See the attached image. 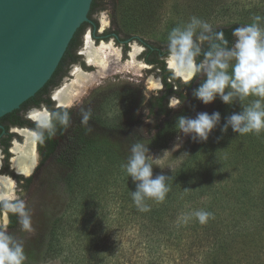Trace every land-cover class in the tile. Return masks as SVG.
I'll return each mask as SVG.
<instances>
[{"label":"rangeland","instance_id":"374dc122","mask_svg":"<svg viewBox=\"0 0 264 264\" xmlns=\"http://www.w3.org/2000/svg\"><path fill=\"white\" fill-rule=\"evenodd\" d=\"M101 3L104 9L92 16L98 20V32L115 28L120 30V35L124 38L138 36L162 46H167L168 34L173 28L186 24L193 16L207 21L213 27L232 23L243 26L251 23L252 17L256 15L264 16V0H101ZM89 31L90 27H86L82 33V46L84 35L86 44ZM102 41L104 40L99 45L112 42V39ZM134 43L141 50L142 45L136 40L130 45ZM113 45L116 50H120V45L115 42ZM120 56L121 53L109 54L107 68L95 76L94 83L75 101L73 109L82 108L89 103L90 119L86 127L89 133L99 131L96 121H100L104 127L103 132L118 124L124 126L125 130L118 131V128L114 131L111 141L123 151L126 163L131 156L133 144L142 143L149 149L147 155L152 157L150 162L153 167L160 171H170L183 159L186 144L192 136V133L185 134L177 129L178 118H195L198 113H210L219 97L213 103L205 105L193 96V91L200 85L197 84L191 91H187L189 98L184 102L180 103L176 97L170 98L169 116L151 115L148 100L152 95L159 94L163 86L158 70L148 71L151 66L139 57H136L138 61L129 63L130 55H127V59H120ZM76 67L78 66L72 69L70 79L67 75L57 79L60 87L74 78L73 70ZM93 69L96 71L98 68L95 66ZM151 77L158 80L159 84L154 85ZM202 77L203 82L205 76ZM181 80L190 81L183 78ZM92 110L98 119H93ZM178 143L181 146L174 150ZM164 150H168L167 156L164 155ZM47 164L36 172L38 178L34 186L23 188L18 199L25 202L35 231L24 232L21 225L15 231H7L4 221L0 224V229L6 230L23 244L26 256L24 264H85L83 253L86 251L90 255L91 251L88 249L91 246H99L95 254L96 260L104 264H151L155 258L157 264H190L188 261L195 258L190 257L188 260V255L182 254L190 249L189 245H193L189 238L178 242L179 246H176L174 242H161L156 238L157 235L144 236L142 231L139 232L138 224L130 220L124 219L121 225L118 220L121 209L117 197L120 194L118 185L112 184L107 186V190L105 187L99 190V187H95V182H92L94 188L86 191V198L83 200L66 188L61 169L53 162ZM93 200L96 202L94 207L91 205ZM124 213H128V210ZM225 213H229V209ZM63 214L70 219L57 240L63 250L57 256H47L51 225L56 217ZM180 216L181 212L177 213V217ZM3 218L7 219L5 215ZM250 245L252 248L249 254L254 257L258 246L253 243ZM261 255L264 261L262 252L260 257Z\"/></svg>","mask_w":264,"mask_h":264},{"label":"trees","instance_id":"16d2710c","mask_svg":"<svg viewBox=\"0 0 264 264\" xmlns=\"http://www.w3.org/2000/svg\"><path fill=\"white\" fill-rule=\"evenodd\" d=\"M102 9L104 5L101 0L92 1L89 11L92 21L84 22L78 28L52 77L21 106L35 99L37 102L44 99L50 103L49 99L43 98V94L47 93L50 84L63 76L65 65L77 59L75 50L80 45V37L86 27L91 26L96 35L99 23L92 16ZM239 26L242 25L232 23L214 27V30L223 31L231 46L234 42L232 32ZM107 33V37L113 35L118 42L121 41L119 29L109 28ZM125 38L129 41L136 40L144 46L140 57L151 65L150 72L158 70L157 74L161 77L163 87L159 94L152 95L148 100L151 115L169 116L170 98L176 97L180 103L184 102L189 98L187 91L202 83L203 75L198 74L192 80L183 82L180 77L173 75V70L163 59L167 54V46L138 36ZM124 45L126 46V42ZM208 48L209 44L205 42L202 49L207 51ZM197 59L200 61L203 56ZM252 99L255 98L250 97L244 103L247 105ZM18 110L20 109L14 112ZM93 110V119H98ZM217 111L221 115L220 122L206 141L192 133L186 144L184 157L175 168L160 171L153 167V177L163 174L168 178L166 185L169 190L163 202L146 199L144 203L150 208L146 212L139 211L132 200L131 193L137 190V182L124 170L126 159L123 151L111 141L115 130H125L123 125L108 127L103 132L104 127L100 121H96L99 131L94 133H89L88 128L86 129L88 124L85 125L82 120L73 127L68 125L65 129L62 126L63 143L57 147V142H51L53 146L46 156L54 155L56 165L62 171L64 185L83 200L86 198V191L94 188L92 182H95V187H99V190L103 187L107 190V186L112 184L118 185L120 194L117 197L121 209L117 216L121 225L124 219L130 220L138 224L139 232L142 231L144 236L157 235L156 238L161 242H174L176 246H179L178 242L189 238L193 245H189L190 249L182 254H187L188 260L195 257V260L188 261L190 264H264L262 255L260 257L261 252L264 257V131L240 135L230 126L226 132L223 131L227 118L242 111L239 100L228 105L219 98L209 114ZM95 204L93 200L91 205L94 207ZM126 209L128 213H124ZM227 209L229 213H225ZM196 210L211 213L206 223L201 224L195 217L187 222L177 217V213L189 214ZM64 216L60 215L53 220L47 256H57L63 250L57 240L65 229V223L70 222L67 219L69 216ZM18 226V217L12 214L9 227L16 230ZM251 243L258 246L254 257L249 254ZM97 248L99 246H91L88 249L91 251L90 255L86 251L83 253L85 264H104L96 260ZM156 260L157 258L151 264H157Z\"/></svg>","mask_w":264,"mask_h":264},{"label":"clouds","instance_id":"9594fccd","mask_svg":"<svg viewBox=\"0 0 264 264\" xmlns=\"http://www.w3.org/2000/svg\"><path fill=\"white\" fill-rule=\"evenodd\" d=\"M234 42L229 46L223 31H216L214 27L196 16L182 26L173 28L167 38V54L163 57L166 63H175L181 73L192 79L196 75L206 78L193 91V96L205 105L213 103L217 97L224 104L231 105L239 100L242 111L233 113L227 118L223 131L230 126L240 135L264 131V16L252 17V22L235 28L232 32ZM208 42L207 51L202 45ZM203 59L198 61V57ZM176 73L173 72V75ZM254 97L247 105L244 101ZM55 111L33 110L38 113L33 138L44 143L45 138L56 135L57 123L65 129L69 125V113L66 109ZM90 119V112L84 113L85 125ZM220 113H198L195 118L180 116L177 129L185 134L195 133L200 140L206 141L209 134L220 122ZM179 140L180 137H177ZM181 144H176L174 150ZM149 149L142 143L133 144L131 156L123 166L133 181L137 182V190L132 192V200L141 212L150 208L144 203L146 199L163 202L168 192L165 175L153 177L152 157L147 155ZM168 150H164L167 156ZM156 163H159L157 158ZM2 207L7 212L16 215L22 231L32 233V226L25 202L10 201L0 197ZM211 213L196 210L189 214H181L180 219L187 222L192 217L201 224L207 222ZM26 260L24 246L6 230L0 229V264H24Z\"/></svg>","mask_w":264,"mask_h":264},{"label":"water","instance_id":"95a60500","mask_svg":"<svg viewBox=\"0 0 264 264\" xmlns=\"http://www.w3.org/2000/svg\"><path fill=\"white\" fill-rule=\"evenodd\" d=\"M92 1L0 0V118L52 77L78 28L91 21Z\"/></svg>","mask_w":264,"mask_h":264},{"label":"flooded vegetation","instance_id":"af4514ba","mask_svg":"<svg viewBox=\"0 0 264 264\" xmlns=\"http://www.w3.org/2000/svg\"><path fill=\"white\" fill-rule=\"evenodd\" d=\"M88 27H90V31L88 32L90 36L89 38L92 40L94 45H98L101 40L108 41L109 39H112V42H109V43L115 42V44L120 45L119 47L120 53H121L120 59L128 58V56L130 55V50L133 46V44L132 46L130 44L134 40L129 41L127 38L122 37L121 41L118 42L116 40V37L113 35L107 37L108 28L102 29L98 32L99 30V26H98V28L96 29V35H94V32H95L94 29L91 26H88ZM85 36L86 35H84V45L82 46V37H80V41H81L80 45L75 50L77 59L71 60L65 65L64 73L62 77L67 75V78L70 79L72 77V69L75 66H78L80 69H83L86 71L95 70L93 69L95 66L89 64L86 59V55L84 52ZM125 42H126V46L124 45ZM134 44H137V43H134ZM81 46H82V49L79 50ZM143 50H144V46L142 45L140 52L136 56L142 60L143 58H141L140 56ZM73 73H74V70H73ZM73 79L68 80V82L72 81ZM66 83L67 81L60 87V84H58L57 80H55L52 84L48 86L47 93L43 94V98L49 99L50 103L44 99L37 102L35 101L36 100L35 99V100H32L26 103L24 106H20L18 108L20 110L16 112L12 111L10 113H7L0 118V175L8 177L13 185L12 194L14 195V197L11 198V197L5 196L10 201L14 202L15 200H18L20 192L23 188H32L34 186V184L37 181L36 179L38 178L36 172L38 171L39 168H41L42 166L50 162H53L56 165V160L54 158V155L50 154L46 156V153L53 146L51 145V142H54V143L57 142L56 144L57 147H59L63 143L62 125L57 123V131L54 137L52 138L46 137L44 143L42 144L34 139L33 146H34L36 162L32 167V171L29 174H25L19 171L14 161V159L17 156L16 151H14V147L15 145H24V143L26 142L24 132H29L33 134V131L36 128V119L38 118V116L34 115V113H37V112L33 110H41V111L46 110L50 112V111H55L57 109H62V111L63 109H66L69 113V118H70L69 126L70 127H73L74 125L79 123L80 120L83 121L84 113L89 112V109H90L89 103H87V105H84L82 108L78 107L75 109H73V106L76 102L72 103L71 105L59 103V100L55 97V92L60 90L62 87H64ZM83 95H84V92H83ZM4 215L7 217L6 220L3 218ZM11 215L12 213L7 212L5 209H3L2 201H0V224H1V221H4V223L7 225V231H15V230H11L9 227L10 222H11ZM18 222H19V219H18Z\"/></svg>","mask_w":264,"mask_h":264},{"label":"bare ground","instance_id":"6f19581e","mask_svg":"<svg viewBox=\"0 0 264 264\" xmlns=\"http://www.w3.org/2000/svg\"><path fill=\"white\" fill-rule=\"evenodd\" d=\"M89 34L86 37L85 44V55L89 64L96 66L98 69L94 72L86 71L76 67L74 69V79L70 82H67L64 87L55 92V97L59 100V103L71 105L76 100L80 99L83 95L85 89H87L92 83H94L95 76L99 75V73L107 68L109 61V54H120V50H116L113 43H102L101 45H94L92 40L89 38ZM116 50V52H111ZM140 48L137 44L133 45V49L130 51L131 61L129 63H133L138 61L136 59V54L139 52ZM141 64V62H139ZM172 67L177 74L181 75L184 79H188V76L184 73H181L180 70L176 67L175 63L169 65ZM154 85H158L159 81L155 80L153 77L150 78ZM35 116H38L37 113H34ZM26 142L24 145H15L14 151H16L17 156L14 159L15 164L17 165L19 171L29 174L32 171V167L36 162L34 146H33V134L29 132H24ZM13 185L8 177L0 175V197H11Z\"/></svg>","mask_w":264,"mask_h":264}]
</instances>
